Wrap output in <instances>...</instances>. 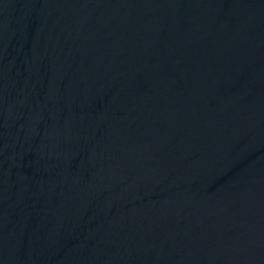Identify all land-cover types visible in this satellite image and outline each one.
Here are the masks:
<instances>
[{
	"label": "water",
	"instance_id": "1",
	"mask_svg": "<svg viewBox=\"0 0 264 264\" xmlns=\"http://www.w3.org/2000/svg\"><path fill=\"white\" fill-rule=\"evenodd\" d=\"M0 264H264V0H0Z\"/></svg>",
	"mask_w": 264,
	"mask_h": 264
}]
</instances>
